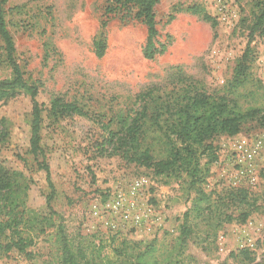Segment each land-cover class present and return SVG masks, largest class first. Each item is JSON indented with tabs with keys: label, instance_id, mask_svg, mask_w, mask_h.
Instances as JSON below:
<instances>
[{
	"label": "rangeland",
	"instance_id": "1",
	"mask_svg": "<svg viewBox=\"0 0 264 264\" xmlns=\"http://www.w3.org/2000/svg\"><path fill=\"white\" fill-rule=\"evenodd\" d=\"M263 3L161 0L154 7L159 53L151 60L143 56L144 24L121 14L105 17L106 0H8L4 9L24 77L41 84L36 102L47 107L51 98L61 97L110 117L146 87L164 86L177 77L187 78L206 95L227 98L242 110L264 109V34L249 37ZM103 22L106 49L98 58L93 40ZM247 45L244 76L236 77ZM2 46L0 40V80L10 76ZM31 114L32 102L23 95L0 104L6 132L0 160L32 180L27 207L60 223L74 251L105 263L116 259L114 249L124 241L128 245L155 241L159 257L165 258L164 253L175 248L165 264H239L230 253L244 248L254 253L256 262L261 260L263 209L243 224H222L217 229L204 216L193 219L189 240L176 244L193 192L182 179L156 176L118 157L97 154L92 145L104 131L94 120L72 116L44 122L40 137L52 184L49 188L45 172L38 167L42 158L29 151ZM255 136L264 139V126L256 119L247 121L233 137L221 135L213 140L217 160L209 165L202 186L213 192V198L240 180L231 161V140ZM254 167L255 182L244 186L257 195V205H264V178L259 175L264 167V144ZM138 180L144 184L133 193ZM49 195L52 198L47 202ZM118 195L123 201L113 210L111 204ZM131 203L133 208H129ZM56 232V227H50L43 234L32 233L34 244L26 250L27 256L11 252L0 258V264H59L61 244Z\"/></svg>",
	"mask_w": 264,
	"mask_h": 264
},
{
	"label": "trees",
	"instance_id": "2",
	"mask_svg": "<svg viewBox=\"0 0 264 264\" xmlns=\"http://www.w3.org/2000/svg\"><path fill=\"white\" fill-rule=\"evenodd\" d=\"M7 1L0 0V40L10 76L0 80V104L21 95L30 98L32 119L29 151L33 156L40 155L42 158L38 167L45 172L49 188L52 189V184L40 131L45 121L57 122L65 117L77 116L94 120L104 131L103 137L92 145L97 154L118 157L127 164L152 170L156 176L182 179L186 189L193 192L191 206L182 215L176 244L183 245L189 240L193 233V219L204 216L208 225L212 224L217 229L222 224H243L257 210H264V205H257V195L248 187L229 185L215 198L212 197L213 192H206L202 188L209 175V165L217 160L213 140L221 135L233 137L239 134L247 121L256 119L264 126V109L253 107L242 110L225 97L199 92L184 77H177L176 81L174 79L164 86L146 87L135 95L132 103L116 109L110 117L61 97L51 98L48 106L44 107L36 102L41 84L26 79L16 60L13 38L5 22L4 6ZM160 1L106 0L105 17L121 14L122 18L136 19L144 24L147 33L143 49L145 59L151 60L159 53L154 7ZM105 25V22L101 24L100 33L93 40L94 54L98 58L103 57L106 49ZM249 30V37L257 32L264 34V3ZM248 46L240 59L236 77L244 76ZM109 112H113V109ZM5 140L6 132L0 119V144ZM203 158H206L204 163ZM259 175L264 178V167ZM31 183L32 180L22 172L7 168L0 160V258L11 252L27 256L26 250L34 244L31 234H43L50 227L57 228L56 235L61 244L59 264H165L172 256L175 248L165 252V258L159 257L155 241L144 245L141 242L128 245L124 241L114 249L116 259L105 263L95 261V258L80 250L74 251L60 223L56 225L52 217L41 216L27 207ZM51 198V195L47 196L46 201L49 202ZM95 249L99 251L100 247ZM230 257L238 260L239 264H264V254L256 262L254 253L248 248L230 253Z\"/></svg>",
	"mask_w": 264,
	"mask_h": 264
},
{
	"label": "built area",
	"instance_id": "3",
	"mask_svg": "<svg viewBox=\"0 0 264 264\" xmlns=\"http://www.w3.org/2000/svg\"><path fill=\"white\" fill-rule=\"evenodd\" d=\"M261 74L264 77V65L261 69ZM264 139L261 137L246 138L238 137L231 140V150L233 168L236 170L237 176L240 178L239 181H234L232 187H242L245 183L252 185L255 182L256 174L254 173L255 164L257 159L261 156V151L264 144ZM143 180L135 181L132 188L133 193H137L138 190L143 186ZM122 196L118 195L116 200L111 204L113 210H118L122 204ZM134 205L131 203L129 208H133ZM136 223H140L137 218ZM149 224L148 221L144 222Z\"/></svg>",
	"mask_w": 264,
	"mask_h": 264
}]
</instances>
